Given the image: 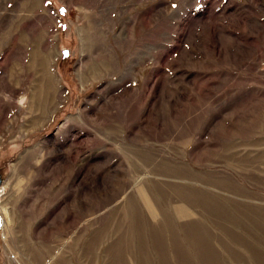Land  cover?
<instances>
[{
  "label": "rangeland",
  "instance_id": "374dc122",
  "mask_svg": "<svg viewBox=\"0 0 264 264\" xmlns=\"http://www.w3.org/2000/svg\"><path fill=\"white\" fill-rule=\"evenodd\" d=\"M43 1L26 47L55 53L62 95L34 129L27 79L0 91V264H264V0ZM6 2L17 33L28 10ZM88 23L115 60L83 84Z\"/></svg>",
  "mask_w": 264,
  "mask_h": 264
},
{
  "label": "bare ground",
  "instance_id": "6f19581e",
  "mask_svg": "<svg viewBox=\"0 0 264 264\" xmlns=\"http://www.w3.org/2000/svg\"><path fill=\"white\" fill-rule=\"evenodd\" d=\"M5 3H7L6 0H5ZM23 9L28 10L27 11V16L23 19L21 25H19V28L17 30V33H13L11 31V28H9L8 26H5L6 25L5 21H2L3 23H2V29H1V32H0V43H2V45H3V43H5L7 41L8 36H10V35L13 36V37L15 36V39H16L15 45L13 44V47H14L13 50H15L19 46V43L25 42L24 43V45H25V50H24L25 51V55L24 56H26V52H27V60L26 61L29 60L28 63H27V67L25 69V73H29V74H27V78H23L24 77V75H23L24 74V72H23L24 70H23L22 67H20L18 69V68H14L13 66H11V67L8 66L10 64L8 61L10 60L12 54H14L13 53L14 51L13 50H10L9 54L6 56V59H7L6 62L4 61L5 62L4 67L7 66L6 69H8V71L4 68V71L6 70V77L5 76L2 77V83L1 84H3V86H0V91L4 89V90H6V92H8L10 94L11 97H14L16 95V90L18 92L21 89H23V87L25 86L24 81H26L25 79H27V82L32 86L31 87V94H29L30 97H31V99H30V106H31V108L30 109H33L34 105L36 106V109H35L36 110V113L35 114H32V112L30 113V114H32V116L30 117V121L32 122V124H30L29 126L35 129V128L42 127V125H44L45 121L48 119L49 115L54 112L55 108L58 105V99L61 98L62 91L60 90V88L58 86L57 79L55 78V76L53 75V73L50 70L51 60L55 57L54 56L55 53L53 51H51V49L48 50L47 48L43 47V44L44 43L42 41H39V42L35 41V42H33L34 43L33 48H27L26 47L27 44H28V42H32V36L30 35V32H28L27 30H28V28L31 25H33L36 21L39 20V17H41V16L44 15V14L40 15V13H38V10L39 9H42V12L45 11V9H44V1L42 2V0H25L24 2H21V0H20V2L18 3L17 9H15L16 10L15 13H18L20 10H23ZM23 12H26V11H23ZM19 14H20V12H19ZM15 15L13 17H16ZM11 25L12 24H10V27H11ZM5 27H7V28H5ZM81 32H83V36H81V38H80L81 43H82V46H83V51H81V52H83L82 55H84V56L86 55L87 61H83V58L81 59L82 60L81 61V64L77 68V74H78L79 80L84 84L85 82L87 83V80L89 78H97L98 76H103V74H108V73L110 74V72L114 69V66L113 65H114V60H115L114 58L115 57L112 56L110 53H105L103 55H100L99 57L92 58L91 57L92 56L91 55V52H93V49H95L97 47V45L99 43V40H100V37H97L96 36V34L94 33V27L91 24H89V23L86 24L85 27H82L81 28ZM42 36L45 37V35H42ZM39 37H40V35H39ZM41 38H43V37H41ZM26 48H27V51H26ZM42 49H44L43 52H41ZM14 63L16 64V62H14ZM34 72L36 73L35 76L33 75ZM33 77H35V78H33ZM81 116H82V113H80L76 117H70L68 119V121H74V120H77V119H81ZM107 132H109V131H107ZM33 152L34 151H31V150L30 151H26L25 152V156H23L22 158H25L26 156L27 157L28 156H31L33 154ZM19 161L21 162V160H19ZM6 187L7 186L5 184L2 185V187L0 186V198H2L4 196V194H6V192H7L6 191ZM143 190L144 189L142 188L141 191H143ZM137 191H140V190H137ZM145 192H144V194H145ZM139 193L142 194L141 192H139ZM137 194H138V192H137ZM144 194H142V195H144ZM146 195L148 196V194H146ZM147 196H146V198H148ZM148 201H150V200H148ZM0 203H1V201H0ZM147 203H149V202H147ZM144 204H145V202H144ZM4 207L5 206H1L0 205V212H2L3 214L6 215L7 214V211H6V209ZM154 209L155 208L151 207V204H149V213L153 216V218H155L157 216V214H156V212H155ZM178 209H180V208H178ZM180 210H181V213L183 214L182 216H185L184 215L185 214V211L182 208ZM177 212H178V210H177ZM8 223H9V220H8ZM152 231L154 232V230H152ZM153 232H152V234H153ZM93 236H94V234H93ZM188 242H189V240H188ZM93 244H95V242H94V240H91V241H89V244L88 245L91 246ZM86 248L88 249V252H89V250H90L89 247H86ZM112 250L113 249H111V252L113 253L114 251H112ZM94 251H95V249H94ZM91 254H93V252ZM94 256H95V253H94ZM162 259H165V256L164 255L162 256ZM147 260L149 261V258ZM45 263H46L45 261H41V264H45ZM54 264H65V261L59 260L58 262H56ZM118 264H127L126 260H124V257L122 255L119 256Z\"/></svg>",
  "mask_w": 264,
  "mask_h": 264
},
{
  "label": "water",
  "instance_id": "95a60500",
  "mask_svg": "<svg viewBox=\"0 0 264 264\" xmlns=\"http://www.w3.org/2000/svg\"><path fill=\"white\" fill-rule=\"evenodd\" d=\"M3 181H4V177L0 174V186L3 183Z\"/></svg>",
  "mask_w": 264,
  "mask_h": 264
},
{
  "label": "crops",
  "instance_id": "0c3cea01",
  "mask_svg": "<svg viewBox=\"0 0 264 264\" xmlns=\"http://www.w3.org/2000/svg\"><path fill=\"white\" fill-rule=\"evenodd\" d=\"M5 47V46H4ZM8 47V46H7Z\"/></svg>",
  "mask_w": 264,
  "mask_h": 264
}]
</instances>
